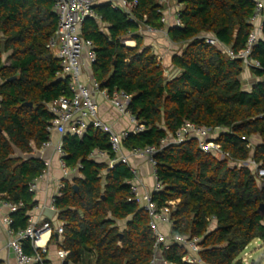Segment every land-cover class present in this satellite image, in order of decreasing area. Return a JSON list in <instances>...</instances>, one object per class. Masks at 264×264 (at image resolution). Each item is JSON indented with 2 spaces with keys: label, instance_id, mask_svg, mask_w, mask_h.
Returning <instances> with one entry per match:
<instances>
[{
  "label": "trees",
  "instance_id": "1",
  "mask_svg": "<svg viewBox=\"0 0 264 264\" xmlns=\"http://www.w3.org/2000/svg\"><path fill=\"white\" fill-rule=\"evenodd\" d=\"M129 1L137 3L135 22L105 4L93 10L107 25L108 35L94 19H86L81 28L82 38L95 47L93 78L109 94L131 96L128 111L144 128L129 133L122 148L132 152L158 146L186 122L220 128L214 142L233 163L202 153L194 140L169 146L155 156L161 190L152 200L158 207L177 202L170 235L201 239V264H245L241 256L246 248L255 241L264 245V210L258 212L264 205V184L252 170L235 164L252 160L264 169V43L253 46L251 57L262 70H250L257 81L245 90L242 62L199 37L212 35L235 53L243 50L254 3L175 0L181 26L167 29V37L182 47L171 58L180 73L167 82L162 65L137 34L142 22L163 28L162 6L157 0ZM56 27L52 0H0V194L23 205L11 214L14 231L26 228L27 213L36 206L29 186L44 170L33 151L49 140L46 105L69 96L67 82L56 77L59 61L46 48ZM125 40L135 46H124ZM29 103L32 107L25 106ZM62 140L66 167L81 168L64 181L55 199L63 234L61 243L52 235L50 248L69 252L70 264H86L88 259L93 264H150L154 238L147 213L130 194V169L124 164L109 169L87 159L95 150L114 156L108 135L90 127L80 138L66 134ZM23 249L30 254L28 242ZM186 253L173 243L162 247L160 257L168 264H186Z\"/></svg>",
  "mask_w": 264,
  "mask_h": 264
},
{
  "label": "built area",
  "instance_id": "2",
  "mask_svg": "<svg viewBox=\"0 0 264 264\" xmlns=\"http://www.w3.org/2000/svg\"><path fill=\"white\" fill-rule=\"evenodd\" d=\"M164 1L157 0L161 6ZM252 1L254 3V11L250 18L252 30L248 35L243 50L235 53L231 49L224 47L212 35H201L199 37L205 44L222 49L228 58L241 61L243 69L246 71L252 69L262 70L260 63L254 60L251 55L255 44L258 42L264 43V0ZM52 2L53 11L57 16V27L46 48L59 61L60 71L56 74V77L67 82L69 96L60 97L46 105L47 111L51 115L46 131L49 136L57 134L60 138L54 144L49 139L42 145L41 149L53 148L54 153L59 158V168L62 174V182L57 184L56 193L50 198L49 210L57 212L54 203L55 199L61 196L64 181H70L74 175H77L78 169L81 168L80 166L74 169L66 167L63 161L65 156L63 137L66 134H70L80 138L91 127L108 135L110 151L114 156L111 157L105 151L95 150L87 159L95 162L103 161L109 169L116 164H124L130 169L132 179L127 183L130 186V194L133 200L147 213L149 227L154 238L153 255L150 264H158L159 261L163 264H168L160 257V253L162 247L167 248L173 243L185 248L187 253L182 258L183 263L201 264V261L197 258L201 250V239L166 236L160 230L162 226L171 229V212L175 204L174 202H168L165 206L158 207L152 200V194L161 190V186L155 177V156L169 146L194 140L202 153L212 154L221 160H228L232 164L233 162L229 156L221 150L220 145L214 142V139L220 135L222 130L220 128L210 129L186 122L173 136L162 140L158 146L125 152L122 148V140L129 133L136 134L143 131L144 128L142 125L137 124L135 118L128 111L131 96L120 91H113L109 94L106 90L100 89L99 84L95 80H92L90 89L82 81V68L85 64L92 66L95 63L96 53L92 41L81 38V28L86 19L99 20L93 8L102 2L108 3L113 10L121 11L128 17L130 22H135L132 11L137 3L129 0H52ZM159 13H161L160 23L163 28L157 30L142 22L140 26L144 28L146 33L156 34L163 32L164 27L167 25V19L162 11H159ZM174 21L176 27L181 26L177 13ZM93 94L102 96L121 117L127 118L133 125L132 131H124L117 134L108 124L100 120L98 107L93 100ZM242 140L246 141L245 138H242ZM247 147L250 148L251 145L248 144ZM134 160H145L152 168L155 178L151 191L142 189L138 171L132 166ZM235 165L249 168L256 179L264 184V169L259 168L252 160L238 161ZM47 174L48 164H46L42 175L30 184V193L35 194L37 192V185L47 177ZM22 207V203L15 204L4 200V195L0 194V227L3 233L0 235V264H10L9 259H12L14 264H63L64 262L70 264L67 260L69 252L58 248H55L53 255L50 252V241L53 234H57L58 243L62 242L63 225L60 223L52 225L50 221L42 219L40 215L37 216L35 214L39 210L37 207H33L27 213V226L24 230L14 231L11 228V214ZM24 242L29 244L31 251L29 255L24 252ZM51 256L54 257V261L50 260Z\"/></svg>",
  "mask_w": 264,
  "mask_h": 264
},
{
  "label": "crops",
  "instance_id": "3",
  "mask_svg": "<svg viewBox=\"0 0 264 264\" xmlns=\"http://www.w3.org/2000/svg\"><path fill=\"white\" fill-rule=\"evenodd\" d=\"M109 5L106 2H102L99 5ZM98 6V5H97ZM110 7V5H109ZM111 8V7H110ZM180 9V5L175 0H165L162 4V12L167 19V25L164 27L163 32L156 34L146 33L144 28L139 25L137 34L142 39V44L144 47L151 48L152 52L156 56V61L160 63L164 69V77L167 82L175 79L180 71L175 69L171 64V58L174 55H178L181 52V45H176L170 42L167 37V29L175 26V14ZM99 27L101 33L108 35V27L99 20H95ZM82 38V36H81ZM126 45H125V44ZM124 46L132 48L135 46V42L131 40L123 41ZM4 56V65L8 64ZM95 80L92 75L91 66L85 64L82 68V81L91 89V82ZM96 81V80H95ZM241 81L243 83V88L245 90H250L253 83L257 81V78L254 77L250 71L244 70L241 75ZM1 84V81H0ZM93 100L98 107V115L100 120L108 124L115 133L119 134L124 131H132L133 125L128 121L127 118L121 117L117 111L100 95L93 94ZM47 109V108H46ZM86 132V131H85ZM84 132V133H85ZM84 135V134H83ZM60 136L57 134H52L49 136V139L52 144L56 143L59 140ZM33 154L38 157L44 165L48 164V174L47 177L39 182L37 185V192L34 194V201L36 202L37 210L35 214L40 215L42 219L50 221L52 225L62 224L58 220V211L55 213L49 210L48 205L50 198H52L56 193L57 184L62 182V174L59 168V158L54 153L53 148L48 149H38L34 150ZM98 164H107L103 161H98ZM132 166L135 167L138 171L139 180L141 182V187L143 190L151 191L154 186V174L152 168L145 160H134ZM44 171V170H43ZM42 175V174H41ZM79 177V175H78ZM38 179V178H37ZM36 179V180H37ZM2 195V194H1ZM175 202L174 204H176ZM160 230L166 235H170V229L168 227H161ZM2 229L0 227V235H2ZM55 248H50L51 255H53ZM91 257V255H89ZM3 258V257H2ZM10 264H14L12 259H9ZM50 260L54 261V257L51 256ZM86 260V259H85ZM90 259L86 260V264H93ZM158 264H163L161 261Z\"/></svg>",
  "mask_w": 264,
  "mask_h": 264
},
{
  "label": "rangeland",
  "instance_id": "4",
  "mask_svg": "<svg viewBox=\"0 0 264 264\" xmlns=\"http://www.w3.org/2000/svg\"><path fill=\"white\" fill-rule=\"evenodd\" d=\"M241 259L245 264H264V245L259 241L251 243L242 254Z\"/></svg>",
  "mask_w": 264,
  "mask_h": 264
},
{
  "label": "water",
  "instance_id": "5",
  "mask_svg": "<svg viewBox=\"0 0 264 264\" xmlns=\"http://www.w3.org/2000/svg\"><path fill=\"white\" fill-rule=\"evenodd\" d=\"M12 80V79H11ZM25 106H27V107H32V104H25ZM73 190L75 191V192H77V186H73ZM263 210H264V205H260L259 206V208H258V212L260 213V214H262L263 213ZM55 235V237H57V234H54ZM63 264H67V262H64Z\"/></svg>",
  "mask_w": 264,
  "mask_h": 264
}]
</instances>
